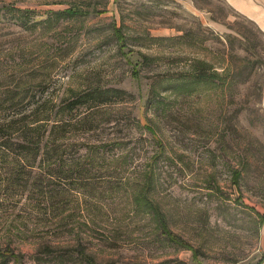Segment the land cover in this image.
Instances as JSON below:
<instances>
[{"label": "rangeland", "instance_id": "1", "mask_svg": "<svg viewBox=\"0 0 264 264\" xmlns=\"http://www.w3.org/2000/svg\"><path fill=\"white\" fill-rule=\"evenodd\" d=\"M68 7L79 13L61 16ZM199 68L219 78L198 84ZM98 85L120 90L107 120L76 125L90 106L56 113ZM18 87L28 91L15 106L47 101L49 128L67 124L66 165L50 177L39 162L0 163V264H264V31L253 20L225 0H0V92ZM46 243L71 246L49 255Z\"/></svg>", "mask_w": 264, "mask_h": 264}, {"label": "trees", "instance_id": "2", "mask_svg": "<svg viewBox=\"0 0 264 264\" xmlns=\"http://www.w3.org/2000/svg\"><path fill=\"white\" fill-rule=\"evenodd\" d=\"M22 11L21 8H14V10ZM61 16H74L79 13V9L76 7H68L63 11L59 12ZM21 17V16H20ZM23 23H26L23 21ZM218 79L219 74L217 72L212 74H207L206 70L203 68H199L197 74L195 75L194 81L196 83H200L202 81H207L209 79ZM28 89L25 87H18L16 90H7L2 94L0 92V113H4L2 116L0 114V163H8V164H24V166H36V163L39 162L42 168H48V175L51 177L53 166L59 164H65V160L63 159L66 152L63 150H58L62 146L58 141L62 138L66 133V125L65 123H61V125L52 126L49 128L48 121L51 119L54 110V105H48L47 101H43L39 104L31 105V106H23L22 108L13 104V101L17 99L21 100L26 96ZM120 90L112 87H103V86H94L88 87L85 90H80L78 94H76L74 100L68 102L65 105H61L56 113L61 116L72 115L75 111L81 109L82 107L90 106L94 107L91 111L84 114L83 121L77 122L76 125L86 126L95 121V117L101 115L103 119H105V115L108 113L107 108L111 104V100L116 93ZM98 112V113H95ZM107 120V119H105ZM104 120V121H105ZM150 129V127H148ZM17 151L18 159L15 161H8V154ZM162 153V152H161ZM159 154L157 158L160 156ZM41 159V160H39ZM58 166V165H57ZM52 167V168H51ZM81 162H77L75 164L74 169H81ZM72 168H69V170ZM73 171V170H72ZM45 175L41 178H37L36 176L33 178V181L42 182L44 180ZM235 183H238V179L240 177V172H235ZM155 175H151V181L149 187L155 186ZM15 178L14 174L10 172L6 178H4L3 182L7 184H14ZM47 180V178H46ZM56 198V195H54ZM52 201H54V197L50 196ZM140 196L137 203L139 205L141 203H145V209L148 212H151L153 216L157 219L160 225L163 227L164 232L167 234H172L168 220L164 212L159 213L158 206L151 200L141 199ZM161 210V209H160ZM257 216L259 218V223L263 224L264 222V213L257 212ZM162 220V221H160ZM84 244L78 242L75 244L77 246L78 254L86 259L91 257L89 254L85 252ZM70 244H52L46 243L42 244L39 247L40 252H44L46 254H52L57 251H65L69 249ZM184 248H188L194 252V255H199V250L192 245H183ZM58 255V254H56ZM60 256V255H58ZM62 255L61 257H63ZM90 260V259H89ZM94 260V259H93ZM93 260L89 263L92 264ZM238 261H234L232 263H237ZM263 259L260 260L257 264H262ZM201 264V263H198Z\"/></svg>", "mask_w": 264, "mask_h": 264}, {"label": "crops", "instance_id": "3", "mask_svg": "<svg viewBox=\"0 0 264 264\" xmlns=\"http://www.w3.org/2000/svg\"><path fill=\"white\" fill-rule=\"evenodd\" d=\"M237 12L253 20L264 31V0H225ZM264 238V222H263ZM240 264V263H235Z\"/></svg>", "mask_w": 264, "mask_h": 264}]
</instances>
